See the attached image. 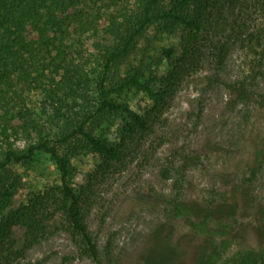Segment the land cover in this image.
Instances as JSON below:
<instances>
[{
	"label": "rangeland",
	"instance_id": "rangeland-1",
	"mask_svg": "<svg viewBox=\"0 0 264 264\" xmlns=\"http://www.w3.org/2000/svg\"><path fill=\"white\" fill-rule=\"evenodd\" d=\"M225 17L202 39L196 59L158 110L137 87L119 98L142 115L154 110L149 130L127 137L123 116L101 120L98 132L122 144L119 160L107 165L91 152L73 158V186L105 264H236L264 247V5L240 0L228 5ZM104 37L90 32L65 40L66 64L79 68L91 87L99 76ZM173 46L179 48L180 35L150 28L130 64L145 68L147 76L163 75L169 67L163 53ZM36 75L30 88L17 81L24 100L10 93L4 108H26L41 126L58 123L73 99L64 90L58 92L62 100L47 95L53 79H61L53 68ZM235 80L252 85L256 99L236 102L227 87ZM0 139L7 147L3 135ZM14 142L27 140L21 135ZM259 164L253 179L251 167ZM13 169L22 186L5 215L38 194L50 196L42 210L46 231L31 242L20 230L19 253L10 264H95L60 210L61 175L52 157L38 152ZM222 198V214L204 221V210H217ZM182 202L194 214L176 211Z\"/></svg>",
	"mask_w": 264,
	"mask_h": 264
},
{
	"label": "trees",
	"instance_id": "trees-1",
	"mask_svg": "<svg viewBox=\"0 0 264 264\" xmlns=\"http://www.w3.org/2000/svg\"><path fill=\"white\" fill-rule=\"evenodd\" d=\"M261 1L264 5V0ZM90 2L99 5L89 7ZM238 2L240 0H0V109H4V113H0V124L3 123L0 136L8 142L4 147L0 139V264H10L18 255L20 230L32 242L47 229L42 210L50 193L38 194L5 215L22 186L13 165L31 161L38 152L49 154L60 172V210L74 231L82 236L95 264H105L85 223L81 199L73 186V158L82 152H91L107 165L119 160L122 144L98 132L101 120L123 116L127 137L149 130L154 110L142 115L119 98L125 90L137 87L155 101V110H158L196 59L202 39L226 18L228 5ZM150 28L180 35L179 48L169 47L163 53L169 66L163 75L147 76L145 68L130 64L140 40ZM90 32L105 35L98 58L99 76L92 87L79 68L66 64L64 49L66 39ZM55 50L57 54L53 55ZM40 58L43 65L37 63ZM52 68L61 79H53L54 87L47 89V95L62 100L58 92L64 90L73 99L67 111H60L58 117L63 118L60 122L41 126L26 108L18 111L4 108L10 93L24 100L16 90L17 81L30 88L38 79L39 70L45 72ZM156 84L160 86L158 90L154 88ZM227 87L236 102H249L258 95L246 80L231 81ZM21 135H25L27 142L15 145L14 140ZM260 169L261 164L251 167L253 179ZM222 200L217 210H204V221L213 220L217 212L222 214L226 201ZM175 210L194 214L184 202L176 204ZM205 259L202 257L199 263ZM236 264H264V247L258 253L248 252Z\"/></svg>",
	"mask_w": 264,
	"mask_h": 264
}]
</instances>
